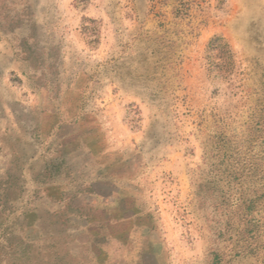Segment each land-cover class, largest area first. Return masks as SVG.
Wrapping results in <instances>:
<instances>
[{
  "label": "rangeland",
  "instance_id": "rangeland-1",
  "mask_svg": "<svg viewBox=\"0 0 264 264\" xmlns=\"http://www.w3.org/2000/svg\"><path fill=\"white\" fill-rule=\"evenodd\" d=\"M0 264H264V0H0Z\"/></svg>",
  "mask_w": 264,
  "mask_h": 264
}]
</instances>
